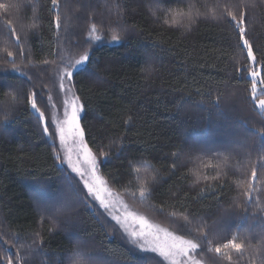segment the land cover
I'll return each instance as SVG.
<instances>
[{"label": "trees", "instance_id": "1", "mask_svg": "<svg viewBox=\"0 0 264 264\" xmlns=\"http://www.w3.org/2000/svg\"><path fill=\"white\" fill-rule=\"evenodd\" d=\"M188 3L201 12L190 32L165 26L163 9L173 5L157 0H59L58 10L51 0H0L11 6L0 9V264L6 252L15 255L17 249L23 264H73L77 252L99 264H138L145 255L161 259L134 248L94 201L82 202L79 178L69 180L75 174L55 159L38 114L27 103L37 93L38 106L50 119L48 96L57 100L61 57H78L85 48L95 61L89 65L94 75L76 76L74 91L84 105L86 142L94 152L108 153L98 154L99 173L108 186L152 221L197 240V259L203 264H261L264 252L253 254L248 245L264 236V212L257 211L264 204H256L257 193L247 205L238 197L235 181L241 173L234 165L244 161L247 167L251 161L259 181L264 137L254 133L264 116L251 100L246 73L237 72L247 61L237 48L236 32L224 19H212V13L221 17L226 6L236 12L243 7L246 38L261 62L264 0H183V6ZM157 8L154 17L151 9ZM56 11L59 30L52 23ZM33 22L37 27L29 28ZM91 23L101 39L89 46ZM112 29L121 32V42H111ZM8 51L14 55L8 57ZM45 59L50 63H42ZM9 60L27 75L14 71ZM205 151L210 154L202 155ZM209 161L228 167H204ZM145 164L155 179L141 202L130 168L141 166L143 176ZM195 171L201 174L198 184ZM217 172L221 178L211 179ZM258 181L256 187H264ZM50 204L67 206V214L53 218L46 208ZM197 225L213 247L237 235L245 249L228 250L232 261L220 259L207 250Z\"/></svg>", "mask_w": 264, "mask_h": 264}, {"label": "snow or ice", "instance_id": "2", "mask_svg": "<svg viewBox=\"0 0 264 264\" xmlns=\"http://www.w3.org/2000/svg\"><path fill=\"white\" fill-rule=\"evenodd\" d=\"M158 3H167L173 5L163 9L164 16L162 22L169 28H184L190 32L192 25L200 18L201 12L196 8L193 3H188L187 6H183V0H157ZM53 10L59 9V0H51ZM11 6L7 4H0V9L8 11ZM113 7L116 10V14L120 15V5L115 4ZM247 7V2L243 5ZM242 9L239 12L228 10L227 6L225 12L218 17L213 11L212 19H224L233 31L237 34V48L240 49L241 54L245 55L247 63L242 67L238 68L237 72L246 73L247 78L250 81V95L251 100L255 107L260 110L261 114H264V61L258 62L253 46L250 41L246 38V26L245 17L246 11ZM112 11V9H109ZM160 9H151V14L156 17L157 11ZM159 19V18H158ZM9 25L10 21H6ZM52 23L55 28L59 30L61 28V16L58 11L53 16ZM29 28L37 27V24L33 22L28 26ZM12 35L16 36L17 41L20 37L16 35L15 30L10 28ZM111 42L119 43L122 41L123 36L121 32L112 29ZM101 37L97 34V25L91 23L88 32L87 43L91 44L92 41H99ZM19 49V55L25 56V51L22 45L17 44ZM14 54L11 51L7 52L8 57H12ZM63 64L58 69V84L60 92L63 94L62 99V116L55 112L50 119H47L45 112L38 106V94L32 92L27 97V103L30 104L31 109L37 115L38 121L43 125L42 134L47 137L53 145L55 152V159L62 165L66 164L67 169L71 170L75 176H69V180H74L78 177L77 184H82L77 193L78 197H83V201L87 204H91L92 201L98 202L100 207L104 208L112 220L119 225L120 229L123 230L124 235L131 242L134 248L138 249L142 253H154L156 257H160V260H156L153 256L145 255L138 264H202L201 260L197 259V249L201 247V244L195 239L186 238L185 235H178L167 228L161 227L159 224L153 223L148 220L145 216L131 210L127 204L119 199L117 194L109 188L107 181L99 174L100 164L98 162V154L107 156V152L97 150L94 152L89 144L85 140V129L82 127V113L84 111V105L81 103V98L74 91L75 84L73 83L76 76L86 75L91 77L94 75L93 72L89 71V65L94 64L95 61L91 56L88 48H85L78 57H61ZM13 67V70L20 72L21 75H27L21 68L16 64L15 60H9ZM31 63V61H29ZM42 63L48 64L50 61L47 59L43 60ZM31 79V76L28 77ZM12 96V101H16V96L9 93ZM48 100H52V96L49 94ZM218 106V105H214ZM55 108L56 105L52 104ZM131 117H129L130 122ZM126 122V123H127ZM258 137H264V125H261L255 130L254 133ZM59 142V148H56V142ZM63 153V155H61ZM210 153L205 151L202 155H209ZM172 155L175 157L178 154L173 152ZM220 155V153H216ZM227 160V158H226ZM173 169L176 167V162L173 161ZM204 167L211 168H225L227 169V162L224 165L219 163H212L209 161ZM234 167L241 173V177L235 181L238 191V197L243 196L244 204L247 205L249 201H252L253 194L257 193L258 197L256 200L257 205L264 204V187L257 188L256 182L258 181L257 168L251 161L247 162V167L244 161H238ZM130 171H134L136 176L135 179L138 183L136 191L139 193L141 202L151 194V183L155 177H150L148 173V167L145 164L143 166L144 175L141 176V166L130 168ZM250 171V177H249ZM196 177L194 183H200L201 174L198 171L193 173ZM222 173L217 172L211 176L213 180H219ZM227 176V171L223 173ZM204 179L208 180L209 176L204 175ZM131 183V179L129 180ZM261 185H264V162L260 166V178L258 181ZM224 185H219V190L222 191ZM212 191H217L216 186L211 187ZM204 191V189H201ZM133 196L136 195L134 191ZM90 198V199H89ZM40 204L41 201L37 200ZM120 204L122 214L117 213L116 205ZM47 210L53 214V218L67 214V206L56 204L46 205ZM257 211L264 212V207H257ZM171 215L175 216L173 212ZM186 224H191L192 220L189 219L188 215H184ZM197 231L204 238L205 243L208 245L207 250L214 252L220 259L232 261V256L228 250H234L236 253H242L245 249V244L240 241L237 235H231V238L225 239L223 242L216 243L213 247V241L208 238V233L204 232L200 225L196 226ZM240 241V242H238ZM4 243H8L4 241ZM248 248L252 250L253 254L264 252V236L260 237L257 244L248 245ZM84 254L81 252L75 253V260L73 264H99L98 261L89 258L85 260ZM15 260L16 264H23V257L19 254V249L15 255L11 253H5L3 257V264H13ZM261 264H264V259L261 260Z\"/></svg>", "mask_w": 264, "mask_h": 264}, {"label": "rangeland", "instance_id": "3", "mask_svg": "<svg viewBox=\"0 0 264 264\" xmlns=\"http://www.w3.org/2000/svg\"><path fill=\"white\" fill-rule=\"evenodd\" d=\"M114 43H116V42H114ZM57 82H58V76H57ZM57 89H58V91H57V100H55V101H53V100H51V105L52 104H55L56 105V107L55 108H53L52 107V112H51V116L53 115V113L55 112L56 114H58V115H61L62 116V99H63V94L60 92V89H59V84H57ZM258 111L260 112V110L258 109ZM263 116H264V114H263ZM58 144H59V142H58ZM61 155H63V153H61ZM66 165V164H65ZM67 166V165H66ZM100 174V173H99ZM110 188V187H109ZM111 189V188H110ZM112 190V189H111ZM113 191V190H112ZM113 193H115V194H117L115 191H113ZM117 196L119 197V199L120 200H122L125 204H127L128 205V207L131 209V210H133V211H135V212H137V213H139L140 215H143V216H145L142 212H140L138 209H135V208H133L129 203H127L126 201H125V199L124 198H122L119 194H117ZM95 202V201H94ZM96 203V205H97V207L101 210V211H103V213L110 219V220H112V218H111V216H109V214H108V212L104 209V208H102V207H100V205H99V203L98 202H95ZM116 211H117V213H119V214H122V212H121V208H120V204L119 203H117V205H116ZM146 217V216H145ZM148 220H150L151 222H153V223H156V222H154V221H152L150 218H148V217H146ZM114 223H115V221L114 220H112ZM116 224V223H115ZM156 224H158V223H156ZM117 225V224H116ZM160 225V224H159ZM118 227H119V225H117ZM161 226V225H160ZM161 227H163V226H161ZM120 228V227H119ZM163 228H166V227H163ZM168 229V228H167ZM120 230H122V229H120ZM169 231H172V232H174V233H176V234H178L177 232H175V231H173V230H170V229H168ZM123 231V230H122ZM123 235H124V233H123ZM179 235V234H178ZM125 236V235H124ZM126 237V236H125ZM126 239H127V237H126ZM128 240V239H127ZM128 242L129 243H131L129 240H128ZM14 264V263H13ZM203 264V263H202Z\"/></svg>", "mask_w": 264, "mask_h": 264}]
</instances>
